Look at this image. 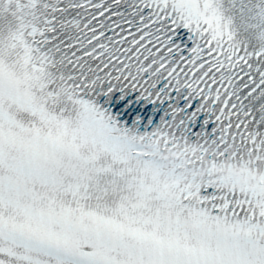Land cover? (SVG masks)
<instances>
[{"label": "snow or ice", "instance_id": "snow-or-ice-1", "mask_svg": "<svg viewBox=\"0 0 264 264\" xmlns=\"http://www.w3.org/2000/svg\"><path fill=\"white\" fill-rule=\"evenodd\" d=\"M0 264H264V0H0Z\"/></svg>", "mask_w": 264, "mask_h": 264}]
</instances>
